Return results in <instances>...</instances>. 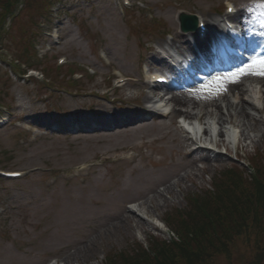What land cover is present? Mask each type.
<instances>
[{
    "label": "rangeland",
    "instance_id": "rangeland-1",
    "mask_svg": "<svg viewBox=\"0 0 264 264\" xmlns=\"http://www.w3.org/2000/svg\"><path fill=\"white\" fill-rule=\"evenodd\" d=\"M227 2L244 8L254 20L260 15L264 19L262 0H130L129 6L123 0H51L47 5H55V21L39 16L32 22L37 4L24 2L29 6L5 31L6 48L13 43L21 50V38L31 25L45 45H38L39 60L62 69L71 66L80 80L76 90L85 95L56 88L50 96L40 84L11 77L10 67L0 60V102L10 106L0 113V169L24 172L17 180H0V264H105L106 257L134 253L147 239L157 245L163 241L152 235L157 231L169 238L158 221L188 210L192 192L213 190V182L232 163H249L258 154L264 164V102L261 113L241 102L258 120L237 116L232 124L230 119L218 123L228 113V88L227 97L209 85L191 93L210 99L222 94L216 100L223 108L214 104L208 107L210 114L203 106L173 104L169 116L157 117L158 112L148 108L146 95L156 97L158 90L143 84V66H149L143 47L152 44L159 49V42H172L173 37L180 46L179 13L216 22L214 18H225ZM160 21L164 29L145 31L149 23L159 26ZM5 42H0V51L11 61ZM8 49L13 51L12 46ZM62 57L66 63L60 65ZM114 69L132 78L121 90H115L118 83L110 78ZM241 82L249 96L263 86L253 77ZM186 111L193 112L191 122L200 133H189V125L178 121ZM61 113L66 125L77 117L86 121L65 129L55 121ZM197 113H205L201 122L194 120ZM213 121L215 133L204 132ZM220 128H238V149ZM189 137L213 150L189 153L198 146ZM211 137L220 144H209ZM263 245L264 239L251 227L211 250L199 264H264Z\"/></svg>",
    "mask_w": 264,
    "mask_h": 264
},
{
    "label": "trees",
    "instance_id": "trees-1",
    "mask_svg": "<svg viewBox=\"0 0 264 264\" xmlns=\"http://www.w3.org/2000/svg\"><path fill=\"white\" fill-rule=\"evenodd\" d=\"M11 2L0 0V5L6 4L7 12ZM240 175L236 170H228L213 182V190L205 189L193 197L188 210L171 214L169 222L184 235L183 242L175 244L177 251L167 253L169 248L163 246L161 249L165 254L155 261L154 256L140 246L134 253L114 255L110 264H199L211 250L225 245L236 234L249 231L251 227L263 241L264 185L251 192L261 207L257 215L235 190L240 185ZM248 221H252V226ZM261 248L264 249V245Z\"/></svg>",
    "mask_w": 264,
    "mask_h": 264
},
{
    "label": "bare ground",
    "instance_id": "bare-ground-1",
    "mask_svg": "<svg viewBox=\"0 0 264 264\" xmlns=\"http://www.w3.org/2000/svg\"><path fill=\"white\" fill-rule=\"evenodd\" d=\"M236 14L237 13H235V14L234 13H231V14L227 13L226 16L228 19H230V18L233 19V18H236V16H237ZM221 22H219V24ZM209 23H211V22H209ZM211 24L214 26L216 25V23H214V22ZM243 24L246 26V32L248 33V35H250L249 41H248V44H249L248 50L252 54L251 59L255 56H264V53L260 50L261 49V43H262V36H260V34H258L256 32V30L247 21H243ZM211 33L212 32L209 30L208 35H211ZM177 37L179 38L180 35H177ZM193 37H194L195 41H196V39H198V36H193ZM180 40H183V39L181 38ZM183 41L185 42V40H183ZM185 44L189 45L188 41H186ZM175 47H177L175 42H167L164 46H162L164 51H168L170 49L173 50ZM247 77H253V79H255L259 82H262L263 83L262 88H264V76H259V75H254V74L253 75H245V76L241 77L239 79V82L234 83V82L229 81L223 85L218 86L217 90H221L220 92H224L225 97H227L228 94L226 93V91H224V89L228 88L229 90H227V91H230L232 93L231 96L227 97L229 99L228 104H227L228 113L227 114L224 113L227 116L226 117L224 115L220 116L218 123L220 121L222 124H225L226 120L230 119L231 124H232V122L234 121V118L237 116H243L245 119L250 118V119L256 120V121L258 120V117H256V115H253L250 112H248L246 110V107L243 104H241V102L242 103L243 102L249 103L254 110L261 113L263 110L261 109L259 104L264 102V91H262V90H259V92L253 91V96H249L248 95V92H249L248 87H246L245 82H241L242 80H244V78H247ZM211 85H212V87H214L213 83ZM217 85H219V82L216 83V86ZM221 95L222 94L219 93V94L215 95L214 99L213 98L210 99V97H208L204 94H201L200 96L196 95V97H194V95H192L191 93H182V94H177V95L173 96L171 100L173 101V103L176 106H179L181 108H186L190 105L194 106V108H196V106H198V107L201 106L200 107L201 109H204L203 107H205V109L207 110V114H210L212 111H210L208 109V107L211 108L212 106H214V104L216 105L217 109H221V107L223 108V103L219 105L218 104L219 99L216 100L217 97L219 98ZM238 95H240L241 100L236 102L233 100V98L237 99ZM204 100L208 101L205 105H203V103H205ZM219 106H220V108H219ZM232 107H235V108L232 109ZM186 113H187L186 117L193 118L192 117V116H194L193 112L186 111ZM195 116L198 117L199 114L197 113V114H195ZM212 126H213V124H212ZM205 130H207V129H205ZM223 133H224V130L222 128H220V134H223ZM189 140H191V139L189 138ZM211 142H213L212 139H211ZM201 147L202 146H199L198 149ZM198 149L197 148L192 149L191 152H189V153H193V152H195V150H198Z\"/></svg>",
    "mask_w": 264,
    "mask_h": 264
},
{
    "label": "snow or ice",
    "instance_id": "snow-or-ice-1",
    "mask_svg": "<svg viewBox=\"0 0 264 264\" xmlns=\"http://www.w3.org/2000/svg\"><path fill=\"white\" fill-rule=\"evenodd\" d=\"M230 11L232 9H229ZM264 22V21H262ZM259 75L264 76V56L253 57L248 64L237 68L232 73L227 74L225 77L217 78L218 80H230L231 82H239V79L245 75Z\"/></svg>",
    "mask_w": 264,
    "mask_h": 264
},
{
    "label": "water",
    "instance_id": "water-1",
    "mask_svg": "<svg viewBox=\"0 0 264 264\" xmlns=\"http://www.w3.org/2000/svg\"><path fill=\"white\" fill-rule=\"evenodd\" d=\"M181 21L185 30L190 28V25L197 26L198 24L197 18L193 15L182 14Z\"/></svg>",
    "mask_w": 264,
    "mask_h": 264
}]
</instances>
